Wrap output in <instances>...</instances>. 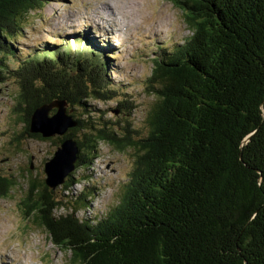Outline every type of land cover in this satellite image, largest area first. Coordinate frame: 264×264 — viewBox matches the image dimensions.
<instances>
[{
	"label": "trees",
	"instance_id": "trees-1",
	"mask_svg": "<svg viewBox=\"0 0 264 264\" xmlns=\"http://www.w3.org/2000/svg\"><path fill=\"white\" fill-rule=\"evenodd\" d=\"M42 1L0 0V83L18 81L13 112L25 134L40 140L29 132L38 107L65 101L69 111L88 113L89 100L109 98L100 83L102 51L90 44L78 52L52 45L55 51L9 68L16 33ZM172 1L194 35L153 60L147 91L156 100L146 135L119 139L114 128L72 114L78 128L68 138L80 147L77 167L92 156L82 147L96 139L136 150L120 203L82 220L92 193L57 201L45 182L28 180L25 216L73 264H264V0ZM83 131L84 139L77 135ZM73 182L71 175L67 192ZM16 186L0 174L1 199ZM65 203L73 213L58 215Z\"/></svg>",
	"mask_w": 264,
	"mask_h": 264
},
{
	"label": "rangeland",
	"instance_id": "rangeland-1",
	"mask_svg": "<svg viewBox=\"0 0 264 264\" xmlns=\"http://www.w3.org/2000/svg\"><path fill=\"white\" fill-rule=\"evenodd\" d=\"M107 4L112 12L105 9ZM42 5L43 9L31 14L16 33L11 49L17 59H7L9 68L18 69L41 51H55L52 45L73 52L89 44L94 46L103 54L99 61L105 73L100 83L109 98L91 99L88 113L72 110V114L98 129L114 128L119 139L130 135L136 141L144 137L147 114L156 100L147 91L153 60L160 49H173L194 35L182 10L172 0H43ZM81 40L83 44L78 42ZM19 92L16 80L0 83V174L13 177L17 183L9 198H0V264H73L72 255L58 249L47 231L34 218L25 216L22 202L28 180L45 182V164L57 150V139H23L25 126L13 112ZM86 133L77 135L84 139ZM85 147L82 153L88 155L93 150L92 156L88 155L86 163L71 174L74 182L69 191L64 188L66 182L55 190L48 189L57 201L92 193L88 208L78 213L80 219L92 220L120 203L134 170L136 150L120 151L98 139L86 142ZM65 204L58 215L73 213L70 204Z\"/></svg>",
	"mask_w": 264,
	"mask_h": 264
},
{
	"label": "water",
	"instance_id": "water-1",
	"mask_svg": "<svg viewBox=\"0 0 264 264\" xmlns=\"http://www.w3.org/2000/svg\"><path fill=\"white\" fill-rule=\"evenodd\" d=\"M22 124L26 132L27 127L23 122ZM77 128L78 123L65 101L44 104L32 113L29 125L30 135L40 136L42 140H36L43 142H54L57 139V150L45 164L47 176L45 183L50 189L55 190L59 185L64 184L77 168L80 147L75 140L68 138ZM26 137L30 138L25 134L23 139Z\"/></svg>",
	"mask_w": 264,
	"mask_h": 264
},
{
	"label": "bare ground",
	"instance_id": "bare-ground-1",
	"mask_svg": "<svg viewBox=\"0 0 264 264\" xmlns=\"http://www.w3.org/2000/svg\"><path fill=\"white\" fill-rule=\"evenodd\" d=\"M108 5V4H107ZM107 5L105 6V9H107V11L109 12V10L112 12V8L110 7V5H108V7H107ZM102 13H103V11H102ZM102 13H101V15H102ZM105 19V18H104ZM93 22H95V24H97V22L93 19ZM108 30V29H107ZM112 51V50H111ZM109 55V54H108Z\"/></svg>",
	"mask_w": 264,
	"mask_h": 264
}]
</instances>
